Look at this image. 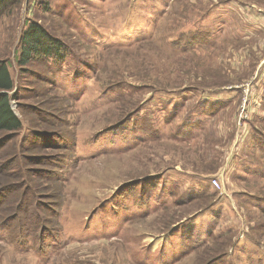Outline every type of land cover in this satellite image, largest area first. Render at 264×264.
Here are the masks:
<instances>
[{
    "label": "rangeland",
    "instance_id": "374dc122",
    "mask_svg": "<svg viewBox=\"0 0 264 264\" xmlns=\"http://www.w3.org/2000/svg\"><path fill=\"white\" fill-rule=\"evenodd\" d=\"M0 60V264H264V0H18Z\"/></svg>",
    "mask_w": 264,
    "mask_h": 264
},
{
    "label": "trees",
    "instance_id": "16d2710c",
    "mask_svg": "<svg viewBox=\"0 0 264 264\" xmlns=\"http://www.w3.org/2000/svg\"><path fill=\"white\" fill-rule=\"evenodd\" d=\"M17 2L18 0H0V13L6 12ZM21 45H23L22 55L19 58L20 62H22L21 64L27 63V61L32 58L38 59L43 62L49 75H51V69L56 68L57 70H62L64 66L68 65L70 62L65 43L50 34L36 21L29 22L28 29L23 33L21 38ZM13 89L14 85L8 71V64H6L4 60H0V131L9 133L21 128V121L12 108L13 103H11L9 96V92ZM16 93L17 92L14 93V96H16ZM50 139L48 140L49 145L52 142H50ZM257 145L264 148V142L262 143L257 140ZM16 175L17 174H14V177ZM24 183L25 182H22L20 185L23 186ZM15 185L16 184L0 185V204L2 202L1 198L6 195L5 193L10 187L14 189L17 188ZM14 210L16 212L15 207ZM5 220H8L9 223L0 222V228L9 229L11 221L7 218H5Z\"/></svg>",
    "mask_w": 264,
    "mask_h": 264
},
{
    "label": "built area",
    "instance_id": "2783aa9c",
    "mask_svg": "<svg viewBox=\"0 0 264 264\" xmlns=\"http://www.w3.org/2000/svg\"><path fill=\"white\" fill-rule=\"evenodd\" d=\"M210 182H211V184H212L213 186H218V184H219L218 179L215 178V177H214Z\"/></svg>",
    "mask_w": 264,
    "mask_h": 264
}]
</instances>
